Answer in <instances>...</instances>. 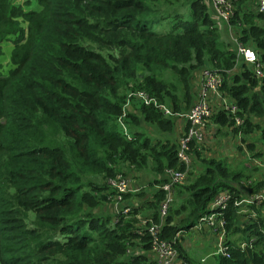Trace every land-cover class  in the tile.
Here are the masks:
<instances>
[{"label":"trees","instance_id":"1","mask_svg":"<svg viewBox=\"0 0 264 264\" xmlns=\"http://www.w3.org/2000/svg\"><path fill=\"white\" fill-rule=\"evenodd\" d=\"M248 2L233 0L229 25L264 68V13ZM25 6L0 0V42L9 39L14 50L0 72V264H155L147 227L159 224L165 193L158 187L168 169L185 171V185L171 189L185 197L171 199L176 207L157 236L186 262L178 233L207 215L219 193L239 199L238 189L219 181L239 175L209 160L192 177L176 158L178 138L169 140L174 119L195 102V75L210 70L222 80L218 96L236 108L235 114L215 108L210 122L248 138L255 126L247 116L263 113L264 79L221 42L200 0H27ZM172 8L169 32L150 30L153 9ZM236 67L239 73L232 72ZM134 92L176 115L164 117L129 98ZM133 126H151L161 136L149 138ZM196 150L192 144L190 155L197 157ZM144 171L154 189L141 193L139 206L123 203L140 195L127 193V213L110 219L93 212L113 201L115 176ZM246 192L264 195V180L249 183ZM236 211L228 205L223 213L225 234L238 229ZM243 232L237 242L225 235L227 256L216 257L217 264H264V231L247 225Z\"/></svg>","mask_w":264,"mask_h":264},{"label":"rangeland","instance_id":"2","mask_svg":"<svg viewBox=\"0 0 264 264\" xmlns=\"http://www.w3.org/2000/svg\"><path fill=\"white\" fill-rule=\"evenodd\" d=\"M11 1L15 4H19L24 10H26V8L28 9V7L25 6V2L27 0H11ZM251 6L252 5L250 4V7ZM173 9L176 10V8H172V10L170 11H160V10L153 9V11L149 14V19L155 20L156 22H154L153 24L149 26L150 30H152L155 33H159V34L169 32L170 25H171L170 15L173 13ZM180 11L183 12V9H181ZM187 14H188V8L186 5V10L181 15V17L186 19ZM20 20L21 19H19V21ZM215 25H216L215 27L220 33L221 42L228 43L225 37L223 36V33H221L220 28L222 27V24L220 22L218 23L215 22ZM23 27H25V25H23ZM232 34H233V31H232ZM0 43H1L0 44V47H1L0 72L5 73L9 67V59L14 51L13 44L9 39L4 40ZM232 72L239 73L240 70L237 69L236 67L235 69L232 70ZM169 78L171 79L170 76ZM197 90H198V82L196 79H194V81L192 82V92L194 93V99L196 98ZM252 92L256 93L257 90L253 89ZM223 99L225 100L224 105H222L219 102H213L211 104V107H212L210 108L211 113L214 112L215 108H217V110L221 108V109L226 110L230 114H235L236 112L235 113L230 112V108L233 106V104L230 101H227L225 98ZM217 100L220 101L221 100L220 97L217 98ZM126 103H127V100L125 101V104ZM130 107L135 108V106H130ZM236 119L239 121V124H240L239 118H236ZM247 120L252 126H255V129H253L252 133L250 134V136H248V138L247 137L244 138V136H242L241 134H234L231 127L230 128L220 127L218 125L213 124L211 121L209 123V126L211 127V129L210 131H208L209 133L206 134V136H204L205 140L203 141L202 144L196 147L197 149L196 151L198 153L197 157L194 155L192 156L190 155L189 157L190 159L189 167H191V170L193 171L192 177H194L195 174H198L200 171H202L203 167L200 168V165H202L203 162H206L209 160L224 163L227 169V172L232 175L237 173L239 175V178L237 180H231V178L228 177L226 180H219V181L225 182L231 187L238 189L239 197H240L239 199L250 197L249 195H247V192H246L247 185L249 183L260 182L264 180V139H261V135H260L261 130L264 129V105H263L262 115L260 116L249 115L247 116ZM174 122H176V127H175V131H176L179 126L180 121H174ZM133 127L137 132L149 138H153L155 136L157 137L161 136V134L155 128L153 129L151 126H142L141 128L136 127V126H133ZM175 131L173 127L172 133L170 134V136L168 135L169 140L171 138H174V139L176 138L175 137L176 134L174 133ZM248 144L249 145L251 144L250 147H252V150H250L247 147ZM144 175L148 176L146 171L140 172V173H134V172H130V174L126 173V175L123 177L129 180L128 182L129 190L135 191V192H129V193L132 195L140 194L139 195L140 203H142L143 199H145L146 197H144V194H141L142 189H139V187L137 186L139 182L136 181L137 183L135 182L134 184L133 180H134V177L139 176L141 178ZM137 180H139V178ZM183 180L179 184L185 185ZM261 196L264 197V195H261ZM172 198H173V193L171 194V199ZM172 200L175 201V199H172ZM172 200H171L172 205L170 204H169L170 206L168 205L167 214H170L171 211L176 207V204L172 203ZM112 205H113V201L111 199L107 204L99 206L93 212L96 215L98 214V215L110 217V219H113L116 216V211H113ZM123 205L124 204H120L119 206L123 207ZM125 207H128V206H125ZM250 210L254 211L253 209H250ZM255 214L259 220L256 222L255 220L256 217L252 220H255L254 222H256V224L253 222H250L249 220L252 218L251 213L241 215L239 216V219H238V225H237V227L239 226L238 230L235 231L234 233L233 232L228 233L226 234V236L238 235L239 237L241 235L242 237L243 230H240L239 228H244L245 223L250 226L256 225L257 228H260L262 231H264L263 229L264 228V225H263L264 208L261 207V203H260V210L257 213L255 212ZM194 229L199 230L200 228H194ZM246 230L248 231L249 229H246ZM181 232L180 234H178L179 236H177V239L179 241V246L182 250V253L187 259L185 264H217L216 256H212L211 253L213 251L215 252V248L217 246L218 233L213 234V237L215 239L214 241L208 239L207 242L202 243L196 238V233L189 232L188 230L183 231L182 234ZM250 237L254 238L253 235Z\"/></svg>","mask_w":264,"mask_h":264},{"label":"built area","instance_id":"3","mask_svg":"<svg viewBox=\"0 0 264 264\" xmlns=\"http://www.w3.org/2000/svg\"><path fill=\"white\" fill-rule=\"evenodd\" d=\"M200 1L204 3L207 2L210 5V8L213 12L214 21L216 23L220 22L222 24V27L225 28L226 32L229 35V41L234 47L236 59H238L239 61H243L245 65L250 67L257 79H264L263 65L258 61L254 52L251 49L244 47L243 45L238 43L236 38L232 34V30L230 28L231 26L229 25V19L232 17L233 0ZM254 6L257 13H264V0H254ZM200 75L201 79L198 83L199 86L194 104L188 109L187 112L180 116L178 115V117L183 119V121L185 122L186 129L177 140L176 158L179 163L184 165L186 171L190 165L189 157L191 153V145L193 144V147H196L203 143L204 135L210 123L211 111L209 106V98L211 96L219 98L218 88L222 83L221 77L210 70H203ZM129 98L136 99L145 106L152 104L153 107H155V109L158 110L164 117L176 115L172 114L166 106L156 103L154 99L149 98L143 92H134L129 95ZM220 103L224 105L225 100L221 99ZM235 111L236 108L232 106L230 108V112L234 113ZM235 122L236 124H239V121L236 120ZM120 127L124 131V127L123 125H121V123ZM164 176L166 182L158 187L165 193V198L158 208L159 224L155 225L150 223V225L147 227V233L151 237L150 253L153 260L155 261V264H183L179 262L177 253L172 248L171 244L166 240L159 239L157 234L162 220L167 215V208L171 200V189L174 185H178L179 183H181V181L184 179L185 171L183 173H180L176 170L168 169L165 171ZM128 182V179L123 178L120 175L115 176L112 181H109L110 186L115 191L112 209L113 211H116V214H125L128 211V207H125L124 205L123 207L119 206L120 204H122V195L129 192H135L129 190ZM262 202H264V197H262L261 195H254L248 198L236 200L231 199V196L228 192H221L210 202L208 206L209 213L200 218L194 228H200L203 225H207L210 226V229L213 233H218V241L214 255H222L226 257V250L223 247L224 238L226 235L224 230V223L222 220L224 211L228 208V205H231L233 208L237 209V215H245L251 213V219H254L256 217L255 211H252L248 208H257ZM262 234L264 235V232H262ZM253 241L254 238L248 239V244H251ZM241 249H243V245L241 246Z\"/></svg>","mask_w":264,"mask_h":264},{"label":"crops","instance_id":"4","mask_svg":"<svg viewBox=\"0 0 264 264\" xmlns=\"http://www.w3.org/2000/svg\"><path fill=\"white\" fill-rule=\"evenodd\" d=\"M203 4L207 7V9H208V14H210V17H211V20H213L214 21V19H213V12H212V10H211V8H210V5L207 3V2H203ZM248 4H249V9H252L251 7L252 6H254V0H249V2H248ZM250 4L252 5L251 7H250ZM221 29V33H223V36L225 37V39H226V41L230 44V41H229V35H228V33L226 32V30H225V28L224 27H221L220 28ZM196 77L194 78V79H196L197 80V82L199 83L200 82V79H201V75H200V73L199 74H196L195 75ZM198 86H199V84H198ZM213 102H219L220 103V101H218L217 100V98L216 97H214V96H211L210 98H209V106H210V108H212L211 107V104L213 103ZM217 106V105H216ZM214 109V108H213ZM174 121H180V123H179V126H178V128H177V130L175 131V127H176V122H174V133L176 134V138L174 139V138H171V140L172 141H176L177 140V138H179L182 134L181 133H183L184 132V130H185V122L182 120V119H179V118H175L174 119ZM210 129H211V127L210 126H208V128H207V130H206V133H205V135L204 136H206V134H208L209 132L208 131H210ZM179 131V132H178ZM205 140V139H204ZM199 146V145H198ZM198 146H196V147H198ZM192 156V155H191ZM191 172H192V170H191ZM139 178V180H137ZM146 179V180H145ZM150 180L152 181L153 180V178H150L149 176H147V175H144L143 177H134V180H133V183L135 184V182L136 181H138L139 183L137 184V186L139 187V189H142V191H141V193L142 192H145V194H147V191H149L150 189H152L153 190V188H149V186H150ZM137 183V182H136ZM185 196L184 195H182V196H180V197H176V196H173V198L172 199H175V201H181V200H183V198H184ZM123 203H128L129 205H132V206H139L140 205V200H139V197L137 196L136 198H133V197H130L128 200H125V201H123ZM242 208V207H241ZM248 209H250V208H248ZM254 209H256V210H260V206H258L257 208L256 207H254L253 208V210ZM143 213H145L146 211H142ZM239 218V217H238ZM237 225H238V222H237ZM247 225H246V223H245V225H244V228H239L240 230H244L245 229V227H246ZM239 227V226H238ZM196 228H198V227H196ZM238 230V229H237ZM189 232H194V233H196V238L200 241V242H202V243H205V242H207V240L208 239H210V240H212V241H214L215 239H214V237H213V232H211V230H210V226H207V225H203V226H201L200 227V229L199 230H195L194 229V227L192 228V229H190V230H188ZM236 231V230H235ZM235 231H233V233L235 232ZM232 233V234H233ZM244 233V232H243ZM178 234H180V233H178ZM181 234H182V232H181ZM177 236H179V235H177ZM245 236V234H242V237H241V235L238 237V235H236V236H227L228 237V240L229 241H233V242H237V241H239V240H241V238H243ZM232 237V238H231ZM249 238H251V237H249ZM218 241V240H217ZM216 249V248H215ZM211 255L212 256H215L214 255V251L211 253ZM217 257V256H216ZM153 259V258H152ZM178 260H179V262L180 263H183V264H185L186 262H183L181 259H179L178 258ZM187 261V260H186Z\"/></svg>","mask_w":264,"mask_h":264}]
</instances>
